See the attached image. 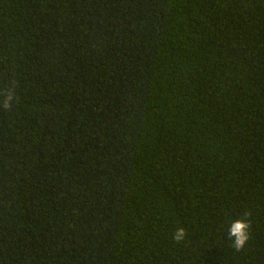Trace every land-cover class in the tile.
<instances>
[{"label": "trees", "instance_id": "16d2710c", "mask_svg": "<svg viewBox=\"0 0 264 264\" xmlns=\"http://www.w3.org/2000/svg\"><path fill=\"white\" fill-rule=\"evenodd\" d=\"M7 88L0 264H264V0H0Z\"/></svg>", "mask_w": 264, "mask_h": 264}, {"label": "clouds", "instance_id": "9594fccd", "mask_svg": "<svg viewBox=\"0 0 264 264\" xmlns=\"http://www.w3.org/2000/svg\"><path fill=\"white\" fill-rule=\"evenodd\" d=\"M15 101V93L12 88H7L3 93H0V108L4 110L10 109ZM250 223L246 219H235L231 222L227 236L231 241V246L236 251L244 249L249 241ZM186 238V230L183 227L177 228L173 236V240L177 243L183 242Z\"/></svg>", "mask_w": 264, "mask_h": 264}]
</instances>
